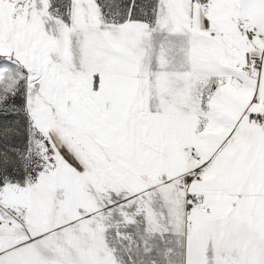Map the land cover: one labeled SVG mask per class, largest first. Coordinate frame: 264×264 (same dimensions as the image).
<instances>
[{
	"label": "snow or ice",
	"instance_id": "1",
	"mask_svg": "<svg viewBox=\"0 0 264 264\" xmlns=\"http://www.w3.org/2000/svg\"><path fill=\"white\" fill-rule=\"evenodd\" d=\"M0 264H264V0H0Z\"/></svg>",
	"mask_w": 264,
	"mask_h": 264
}]
</instances>
